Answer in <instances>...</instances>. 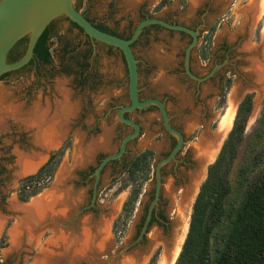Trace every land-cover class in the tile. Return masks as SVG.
<instances>
[{
	"label": "rangeland",
	"instance_id": "374dc122",
	"mask_svg": "<svg viewBox=\"0 0 264 264\" xmlns=\"http://www.w3.org/2000/svg\"><path fill=\"white\" fill-rule=\"evenodd\" d=\"M161 1L77 0L76 4L82 5L81 12L88 20L126 36L127 38L124 39H129L137 25L147 18H157L171 24L185 26L193 31H199L198 44L191 55L193 62L190 69L192 74L199 78L208 77L202 82L189 77L185 70V52L191 43L188 34L149 26L144 30V35L133 45L134 53L139 61L141 100L164 99L170 122L172 120L176 126L182 127L189 141L184 150L186 153L191 152L187 166L180 168L177 172L170 166L164 170L163 176L164 208L168 212L177 211L179 217L173 221L174 239L172 243L168 244L170 247L180 244L181 248L189 231L194 202L201 185L207 178L208 168L216 161L226 137L232 130L238 107L246 95L253 94V109L246 129L248 139L253 136L264 116V90L260 96L259 89L255 85L256 80L252 75L254 69L250 62L252 57L256 59L258 57L259 61L264 59H261L258 53L264 52V13L255 23L246 26L241 12L238 10L239 4L236 7L232 5L234 0H229V2L170 0L167 6L156 11V7ZM195 2H200L202 5L192 15V3ZM213 28L216 31L212 44L209 46L206 36ZM55 31L60 39L53 40L51 65L36 62L0 82V96L5 94L8 101L19 106L23 114L28 113L37 102L43 105L53 104L56 99H59L57 93L59 84L68 90L71 102L76 106L73 115L65 121L67 124L61 144L59 143L53 148H51L52 146L39 147L33 143L35 130L25 129L13 118H8L4 127L0 128V217L3 219L0 229V264H36L42 251L45 252L46 249H49L52 256H63L65 250H61L59 245L53 246L52 242L56 239L54 230L59 228L66 232L65 229H67L68 232L70 229L63 227L62 224L60 226L58 221V223L54 222L55 224L51 223L50 225L49 223L41 224L40 230L36 234V236L38 235L37 239L36 237L34 239L33 236L31 239V236L25 234L20 246L14 248L10 232L18 228L20 216L10 210V203L15 201L17 204L25 206L34 199L44 196L53 188H58L56 186L57 176L63 167L67 172V177L65 176L63 179L64 186L68 181L74 184L79 180L75 171H84L88 167H93L95 168L93 176H95L100 166H98L99 160L116 153L124 137L130 132V128L124 127L118 119L119 109L130 104L129 77L122 53L114 48L91 42L93 53L88 56L87 68L83 69L76 60H72V57H78V60L85 64L83 55L87 54L89 48L86 45L88 40L85 35L67 21L57 22ZM204 50L208 54V59L205 62L200 57ZM68 68H70V72H68ZM196 91L199 104L194 108L192 99L193 93ZM223 96H225L224 102ZM1 99L0 97V104ZM232 100L235 101L236 107L231 127L215 157L209 162H205L204 150L200 149V144L203 140L211 141L215 137ZM201 108H204L203 113L200 111ZM127 115L126 118L139 122L145 136L129 144L122 165L129 164L135 156L148 148L155 151L153 164L154 166L158 165L164 155L168 153L170 143L161 130L163 121L159 109L156 106H151ZM200 122H204L206 127L202 135L195 139L197 135L193 134V131L197 127L199 128ZM105 132L109 133L110 147L94 149L84 166L75 165L74 156L76 157L77 150L88 149L93 145V141L101 139ZM62 144H64L63 153L54 164L55 172L49 188L30 197L27 202L20 201V184L24 179L36 175L38 170L18 177L16 152L47 157L49 154L57 152ZM112 169L113 167L110 166L102 176V184L99 188L102 195L98 198L94 210L82 215L77 229H71L74 230L71 234H63L67 235L64 237L69 248L68 251L71 250V246L83 239L81 230L83 220H90L92 232H94L93 238L96 237L97 240L100 237L101 223L107 221L109 225L106 229L107 247L110 248V251L98 254L94 264H135L133 262L135 260L136 264H149L156 254L155 264H159L161 254L165 249L160 242H156L157 236L153 239L152 237L156 233L163 235V232L153 230L144 243L141 242L142 238L138 237L142 218L152 200L156 182L153 179L144 186L133 217L126 227L116 232L115 222L122 215L123 206L129 197L131 187L121 188L126 177L123 175L124 170L117 173L115 177L109 178ZM194 173H201V179L193 193L190 194L191 203L187 207L185 222H183L179 204L183 194L193 183ZM63 190L68 194L66 199H70L69 203L76 205L77 199H79L80 204H86L82 200V191L77 197L71 193V186H65ZM96 195L97 188L93 201ZM69 196L72 197L69 198ZM66 203L68 204V202ZM178 222L179 224H177ZM9 223L10 227H8ZM182 225H187V229L183 228L182 230L180 228ZM173 228L171 227L166 236L172 235ZM184 234L185 236H183ZM93 240L95 241V239ZM102 256L107 259H103ZM55 264L92 263L86 260L67 262L62 258Z\"/></svg>",
	"mask_w": 264,
	"mask_h": 264
},
{
	"label": "trees",
	"instance_id": "16d2710c",
	"mask_svg": "<svg viewBox=\"0 0 264 264\" xmlns=\"http://www.w3.org/2000/svg\"><path fill=\"white\" fill-rule=\"evenodd\" d=\"M169 2L162 0L156 11ZM76 8L81 11L82 5L76 4ZM59 21L70 22L62 17L46 29L37 43L33 61L43 65L52 64L51 46L53 40L60 39L55 31V24ZM70 23L84 34L76 24ZM215 31V28L211 29L206 36L209 46ZM85 37L89 47L87 54L83 55L85 64L78 57H72L83 69L87 68L88 56L93 53V41L87 35ZM28 41L29 38L25 37L16 44L9 56L10 62L22 58ZM200 57L206 61L207 51H202ZM67 70L70 72V68ZM252 109L253 94H248L238 107L232 130L216 161L208 168L207 178L194 202L189 231L176 264H264V116L253 136L248 139L246 129ZM62 153L63 149L53 153L36 175L22 181V202H27L48 187L26 191L28 184L53 178L54 164ZM153 159L154 152L146 150L129 164L121 188L131 187V191L122 215L115 222L116 232L126 227L133 217L143 187L151 179ZM156 260L157 254L149 264H155Z\"/></svg>",
	"mask_w": 264,
	"mask_h": 264
},
{
	"label": "bare ground",
	"instance_id": "6f19581e",
	"mask_svg": "<svg viewBox=\"0 0 264 264\" xmlns=\"http://www.w3.org/2000/svg\"><path fill=\"white\" fill-rule=\"evenodd\" d=\"M258 53L261 56V59L264 58L263 51H260ZM250 62L252 64L251 67H253L254 69V73L252 75L253 78H255L256 80L255 85L257 86V89H259V93L261 96V93L264 90V59L262 61H259L258 57L257 59L255 57H252L250 58ZM57 93L59 99H56L53 104L46 103L43 105L42 103L37 102L26 114H23L19 106L13 105V103L8 101L6 95L2 94L0 96L2 98V102L0 104V128L4 127L8 118H13L25 129L32 131L35 130V132L33 133V143H35L39 147L44 148L50 146H52L51 148L55 147L59 139L64 135L65 127L67 124V122L65 121H67V119L71 115H73L76 110L75 104L71 102V97L68 90L63 87L62 84H59L57 88ZM235 107L236 103L234 100H232L229 103V106L227 107L226 112L220 122V126L215 137L211 141L203 140L204 142H201L200 149L204 150L203 156L205 158V162H209L212 158L215 157L219 146L221 145V143H223L224 138L226 137V134L231 127L232 120L235 114ZM109 139V133L105 132L101 139L93 141V145H91L88 149H78L76 157L74 156L75 165L81 166L82 164H84L88 160L90 154L94 149H107L108 147H110ZM16 157V162L18 166V177L26 176L34 172L43 160V156H35L32 154L27 155L23 152H16ZM66 174L67 172L63 167V169L57 176L58 183H56V186L58 188L54 186L55 188H53L49 193L45 194L44 196L38 199H34L30 204L22 206L17 204L15 201H12L10 203V210L18 213L20 216L19 224L17 226L18 228L13 229L10 232L11 242L14 248H18L20 246L22 238L25 234L31 236V239L32 236L34 237V239L35 237L37 239L38 235L36 236V234L39 232L41 224L49 223L50 225L51 223L57 222L59 220H61L60 222H62L63 220L68 219L67 211L70 207V199H66V196L68 194L63 190V187H65L63 184V179ZM192 179L193 183L191 184V187H189V189L186 190V192L183 194L182 200L179 204V211L183 222H185V214L187 207L191 203L190 194H192L195 188L197 187V184L201 179V173H194ZM71 197L72 196H69V198ZM66 202H68V204ZM71 211L73 210L71 209ZM83 221V227L81 226L82 229L80 228L83 232V239L80 243H77L76 246L72 247L71 250L68 251L69 248L66 245L65 239L67 235H63L66 234L67 231L65 233L62 229L57 228L56 230L55 228L54 232L56 231V239H54V241L52 240L53 242H50L53 243V246L59 245L61 250H65V253L62 254V257L61 255L59 257V255L55 256L54 254V256H52L50 255L51 252L48 251L49 249H46L45 252L42 251V254L39 256L36 264H55L62 258L67 260H69L70 258H74L75 260L87 259L88 262L94 264L98 254L104 251V248L107 244V223L106 221L102 220L103 222L101 223V227L98 225V227H100V237L97 240L96 237L93 238L94 232H92L93 228L90 220L87 219ZM2 222L3 220L0 217V229ZM56 225L59 226L58 224ZM183 228L184 230L187 229V225H182L181 229L183 230ZM183 236H185V234ZM93 239H95V241ZM181 245L183 246V244ZM181 249L182 247L180 248V244L174 245L172 247L167 245L166 249L163 251L159 264L176 263ZM133 262H135V264L137 263L136 260Z\"/></svg>",
	"mask_w": 264,
	"mask_h": 264
},
{
	"label": "water",
	"instance_id": "95a60500",
	"mask_svg": "<svg viewBox=\"0 0 264 264\" xmlns=\"http://www.w3.org/2000/svg\"><path fill=\"white\" fill-rule=\"evenodd\" d=\"M76 2L77 0H0V80L8 73L25 68L34 60V52L39 39L54 21L62 17L76 24L94 43H99L120 51L125 59L128 71L130 104L128 106H122L119 109L118 119L120 122L133 127L134 132L123 139L116 153L108 156L102 161L95 173L97 179L96 183H98L101 172L107 164L111 161L121 159L123 155L126 154L128 145L136 140L140 134L139 125L136 124L135 121L126 118L125 115L138 110L147 109L151 106H156L160 111L165 128L170 134L178 138V142L171 155L160 161L157 165V192L152 204L153 207L157 204L161 190V168L166 163L175 159L176 154L183 147L184 140L181 133L170 126V118L166 106L162 101L158 99L141 100L139 94V61L134 53L133 45L140 39L144 30L149 26L156 25L169 31H177L190 35L192 37V42L185 52V70L189 77L198 82H202L208 77L204 79L199 78L193 75L190 69L191 55L198 44L199 31H193L185 26L171 24L161 19L147 18L137 25L129 39H124L98 29L81 11L77 10ZM25 37H28L29 41L24 55L15 62H9L8 56L10 52L16 44ZM50 157L51 154L47 157H43L42 163H40L35 171H39L49 161ZM150 218L151 215H149L141 238L146 232Z\"/></svg>",
	"mask_w": 264,
	"mask_h": 264
},
{
	"label": "flooded vegetation",
	"instance_id": "af4514ba",
	"mask_svg": "<svg viewBox=\"0 0 264 264\" xmlns=\"http://www.w3.org/2000/svg\"><path fill=\"white\" fill-rule=\"evenodd\" d=\"M234 4V3H233ZM232 9V8H231ZM90 20V19H89ZM166 20V19H165ZM91 21V20H90ZM70 23V22H69ZM91 23H93L95 26L97 27H100L102 29H105L107 30L109 33H112L118 37H121V38H127L126 36H123L119 33H116L115 31H112V30H108L106 28H104L102 25L94 22V21H91ZM71 24V23H70ZM153 28H156V29H161L162 27L160 26H152ZM144 35V32L142 33L141 36ZM190 36V35H189ZM191 38V42H192V37L190 36ZM109 48H112V47H109ZM12 52V51H11ZM10 52V54H11ZM9 54V56H10ZM9 56H8V61L10 62L9 60ZM37 61H33V63H36ZM192 58L190 60V66H192ZM205 62V61H204ZM30 66V65H28ZM28 66H26L25 68H27ZM205 66V65H204ZM25 68L19 70V71H16V72H12V73H8L6 75H4L2 77V79L0 80V82L6 80V78L8 76H10L11 74H14V73H17V72H20L22 70H24ZM193 81V80H192ZM198 94V92L196 91L195 93H193V99H192V102H193V107L196 108L198 107V104H199V98L196 96ZM160 101H162L163 103L166 104V101L164 99H158ZM202 113L204 112V108H201L200 110ZM126 117L128 116L127 114L125 115ZM136 124L139 125L140 127V134L139 136L137 137L136 140L134 141H137L138 139L144 137V133H143V129L141 128L139 122H135ZM123 126L126 127V128H130V132L128 133V135L132 134L134 132V128L129 126V125H126L123 123ZM170 126L181 133L182 137H183V140H184V143H183V147L180 149V151L176 154L175 156V159L170 161L169 163H166L165 165L162 166L161 168V190H160V194H159V199L157 201V204H155L153 207H152V204H153V201L156 197V192H157V172H156V168H157V164L154 166V161H155V151L153 149H146V150H152L154 152V159H153V162H152V173H151V179L148 181H152L153 179L155 180L156 182V185H155V189H154V192H153V195H152V200L148 206V208L146 209V212L142 218V224H141V227H140V231H139V238L141 237V234L143 232V229L147 223V220L149 218V215H151V218H150V221L147 225V229H146V232L144 233V235L142 236V239H141V242L144 243L146 241V239L148 237H150L151 233L153 230H156V231H161L163 232V235H161V233H156L153 235L152 239L153 238H156L155 236H157V240L156 242H160L161 243V246L166 249L167 245H169L168 243H172L173 239H174V219L176 217H178L177 215V211L173 210L172 212H168L167 209L164 208V192H163V187L165 186L164 185V181H163V176H164V170L168 167H172L174 169L175 172L179 171L180 168L182 167H186L187 166V163H188V159L190 158L191 156V152H184L185 148H186V145L188 144V138H187V135L184 131V129H182V127H178L175 125L174 122H170ZM206 125L204 122H200V125H199V128L197 127L194 131H193V134H196L197 136L195 137V139L198 138V136L202 135L203 133V130L205 129ZM200 129V132H198ZM202 129V130H201ZM161 130L164 132V134L167 136V138L170 140V143H169V151L167 154L164 155V158H162L160 161L168 158L172 151L174 150V148L176 147L177 145V142H178V138L173 135V134H170L167 129L165 128L163 122H162V126H161ZM127 135V136H128ZM125 138V137H124ZM133 141V142H134ZM132 143V142H131ZM64 144H62L61 148L58 149L61 150L63 149V146ZM129 146V145H128ZM128 148V147H127ZM119 150V149H118ZM145 150V151H146ZM143 151V152H145ZM141 152V153H143ZM127 153V152H126ZM139 153V154H141ZM186 153V154H185ZM138 154V155H139ZM125 155V154H124ZM124 155L121 159L119 160H114V161H111L109 164H107V166L103 169V171L101 172V177H100V180L98 183H96V177L93 176L94 175V172H95V168H90L88 167L87 169H85L84 171H75V175L78 177L79 180H77V182H75L74 184H72V182L68 181L66 182V185L65 186H71V193L73 195H76L77 197L79 196V194L81 193V191L83 192L82 194V200L85 201L86 204H80L81 202L79 201V199H77V202H76V205L73 203H69L70 207L68 209V211L70 212L71 209L73 211L70 212H67V216H68V219L67 220H63L62 222H60L61 220H59V224H62L63 227L65 228H69L70 231H68L67 233L68 234H71L74 230L77 229V225H78V222H79V219L82 217L83 214H85L86 212H89V211H93L94 208L96 207V202L98 200V198L102 195V191L100 192L99 188L102 184V176L104 175L105 171L110 167L112 166L113 169L111 171V174L109 176V178H113L115 177V175L119 172H122L124 170V173L123 175L126 176V172H127V168L129 166V164L131 163V161L136 157H134L129 164L127 165H122L123 164V159H124ZM137 155V156H138ZM182 156V157H181ZM107 157V156H105ZM104 157V158H105ZM102 158L101 160H99V163H98V166L102 163V160L104 159ZM86 164V162L84 164H82V166H84ZM147 182V183H148ZM145 183V185L147 184ZM51 185V184H50ZM49 185V186H50ZM144 185V186H145ZM49 186L47 187V189L49 188ZM123 186V185H122ZM121 186V187H122ZM96 188H97V195H96V198L95 200L93 201V198L95 196V191H96ZM46 189V188H45ZM22 183L20 184V189H19V198L22 194ZM143 190H144V187H143ZM181 192V190L179 191V193ZM49 193V192H48ZM71 194V195H72ZM142 194H143V191H142ZM141 194V196H142ZM140 196V197H141ZM76 200V199H75ZM81 200V199H80ZM81 200V201H82ZM140 200V198H139ZM21 201V200H20ZM139 203V201H138ZM137 203V204H138ZM73 206V207H72ZM79 206V207H78ZM72 207V208H71ZM152 208V210H151ZM136 210V209H135ZM151 213V214H150ZM177 219V218H176ZM179 219V217H178ZM3 220V219H2ZM106 229H107V226L108 225V222L106 221ZM179 224V222L177 223ZM8 227H10V223L8 225ZM171 227L173 228V233L172 235L170 236H166V234L168 235V233L170 232V229ZM181 228V227H180ZM71 229H74V230H71ZM177 230V229H176ZM67 231V229H66ZM66 233V232H65ZM66 233V234H67ZM107 238V244H106V247L104 248V251H106V253H108L110 251V248L107 247L108 245V237L106 236ZM82 241V239H81ZM81 241H79L78 243H80ZM67 245V244H66ZM77 245V244H76ZM76 245H73L71 246L70 248L76 246ZM164 251V250H163ZM102 252V253H103ZM163 253V252H162ZM162 255V254H161ZM103 259H107L105 256H102ZM68 262H77V261H81V260H86L88 261L87 259H80V260H75L74 258H70L69 260L67 259H64Z\"/></svg>",
	"mask_w": 264,
	"mask_h": 264
},
{
	"label": "crops",
	"instance_id": "0c3cea01",
	"mask_svg": "<svg viewBox=\"0 0 264 264\" xmlns=\"http://www.w3.org/2000/svg\"><path fill=\"white\" fill-rule=\"evenodd\" d=\"M223 2H229V0H220ZM240 1V2H239ZM234 0V4L232 3L233 7H236L239 4L238 10L241 12V16L243 17L246 26L251 25V23H255L259 16L264 13V0ZM193 8L191 14H195L199 8H201L202 3L195 2L192 3ZM202 65H205L203 62H201ZM62 137L60 138V141H58L57 145L61 144ZM56 145V146H57ZM55 146V147H56Z\"/></svg>",
	"mask_w": 264,
	"mask_h": 264
},
{
	"label": "built area",
	"instance_id": "2783aa9c",
	"mask_svg": "<svg viewBox=\"0 0 264 264\" xmlns=\"http://www.w3.org/2000/svg\"><path fill=\"white\" fill-rule=\"evenodd\" d=\"M52 177H48V178H46V179H42L41 181H38V182H34V183H32V184H28L27 185V187H26V191L27 192H32V190L34 189V188H45V187H47V186H49L52 182ZM23 189V188H22Z\"/></svg>",
	"mask_w": 264,
	"mask_h": 264
}]
</instances>
